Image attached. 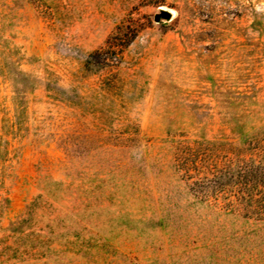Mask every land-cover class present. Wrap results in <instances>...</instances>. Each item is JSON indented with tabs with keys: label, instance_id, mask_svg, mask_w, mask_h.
<instances>
[{
	"label": "rangeland",
	"instance_id": "obj_1",
	"mask_svg": "<svg viewBox=\"0 0 264 264\" xmlns=\"http://www.w3.org/2000/svg\"><path fill=\"white\" fill-rule=\"evenodd\" d=\"M199 145L264 159V0H0V264H264Z\"/></svg>",
	"mask_w": 264,
	"mask_h": 264
},
{
	"label": "trees",
	"instance_id": "obj_2",
	"mask_svg": "<svg viewBox=\"0 0 264 264\" xmlns=\"http://www.w3.org/2000/svg\"><path fill=\"white\" fill-rule=\"evenodd\" d=\"M198 147L183 148L177 159V169L190 182V190L197 196L213 195L215 199L218 195H228L234 203L228 201L224 207L264 216V159L255 165L238 161L236 154L234 157L214 153L208 156L200 152L202 146Z\"/></svg>",
	"mask_w": 264,
	"mask_h": 264
},
{
	"label": "water",
	"instance_id": "obj_3",
	"mask_svg": "<svg viewBox=\"0 0 264 264\" xmlns=\"http://www.w3.org/2000/svg\"><path fill=\"white\" fill-rule=\"evenodd\" d=\"M160 19L168 20L169 19V14L166 13L165 11H163L160 15H156L155 16L154 21L155 22H159Z\"/></svg>",
	"mask_w": 264,
	"mask_h": 264
}]
</instances>
